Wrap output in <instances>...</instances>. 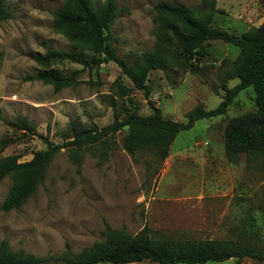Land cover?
<instances>
[{"label":"rangeland","instance_id":"obj_1","mask_svg":"<svg viewBox=\"0 0 264 264\" xmlns=\"http://www.w3.org/2000/svg\"><path fill=\"white\" fill-rule=\"evenodd\" d=\"M4 1L10 16L0 21V159L15 154L19 161L28 160L46 142L61 143L70 121L79 127L106 125L112 121L113 107L121 117L131 111L150 112L143 90L135 88L114 62L84 67L68 60L48 66L34 61L33 54L47 49L91 55L53 25V12L64 0ZM104 1L90 0L95 7ZM208 1L113 0L115 18L108 40L117 55L132 62L156 45L162 20L158 3L201 11L207 10ZM213 1L209 23L214 27L239 34L264 24L261 0ZM171 49L179 51L177 45ZM238 51L232 43L210 40L194 51V66L177 62L151 70L148 98L163 116L178 121H185L196 105L216 107L225 89L238 82L236 77L226 78ZM43 69L63 75L75 72L76 83L55 89L31 78ZM252 95V87H246L222 115L197 119L178 132L163 160L148 149L125 151L120 142L123 130L104 144L81 148L77 157L61 148L25 202L0 209V241L6 240L14 251L56 256L65 242L76 252L100 240L105 226L134 234L147 225L154 237L248 236L264 244V160L242 153L229 162L223 148L227 120L253 110ZM16 117L33 128L11 126ZM11 184L9 176L0 178V204ZM194 264H235V258ZM241 264L264 262L244 257Z\"/></svg>","mask_w":264,"mask_h":264},{"label":"trees","instance_id":"obj_2","mask_svg":"<svg viewBox=\"0 0 264 264\" xmlns=\"http://www.w3.org/2000/svg\"><path fill=\"white\" fill-rule=\"evenodd\" d=\"M264 2V0H261ZM207 10H192L180 4L161 2L156 5L161 23L156 31L154 49L134 56L132 62L117 55L108 40L110 25L115 18L113 0H105L95 7L90 0H64L53 12V25L67 38L91 55L73 50L47 49L35 53L32 58L42 66L55 61L68 60L84 67L114 62L137 89L143 90L150 112L146 115L134 111L120 113L113 107L112 121L101 127L91 123L79 127L70 121L68 135L61 143L46 142L44 149L37 150L28 160L19 161L15 154L0 159V178L9 176L12 184L0 204L1 210L17 208L43 181L51 160L61 148H68L74 157L79 150L93 144H104L117 131H121L122 148L132 154L142 149L152 151L160 160L166 158L177 133L189 129L200 118L222 115L232 98L242 89L251 86L253 110L230 117L224 127L223 148L229 162H235L240 154H256L264 160V24L246 32L234 34L212 26L210 16L214 1H208ZM10 16L5 1L0 0V21ZM210 40H222L239 48L238 55L226 78L236 77L238 82L225 89L214 108L196 105L186 113L185 121L162 115L160 108L148 98L147 78L153 69H166L170 63L188 62L194 51ZM179 51L174 53L172 46ZM169 47V49L167 48ZM197 54V53H196ZM198 58V57H197ZM31 78L53 85L55 89L76 83L75 72L63 75L53 69H43ZM11 126L31 130L33 125L25 118L16 117ZM7 142H4V146ZM264 218V211H263ZM146 225L131 234L121 229L105 226L102 238L79 251H72L68 242L58 255L37 256L23 250L14 251L6 240L0 241V264H127L149 261L154 264H194L206 261L221 262L235 258L241 264L244 257L264 262V244L252 242L247 237L172 238L154 237Z\"/></svg>","mask_w":264,"mask_h":264}]
</instances>
